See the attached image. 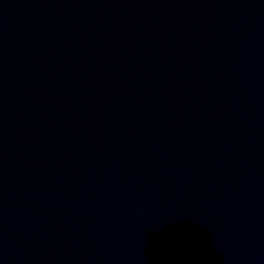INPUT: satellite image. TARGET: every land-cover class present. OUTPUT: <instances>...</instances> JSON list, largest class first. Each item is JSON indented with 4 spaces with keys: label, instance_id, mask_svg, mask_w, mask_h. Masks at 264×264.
<instances>
[{
    "label": "water",
    "instance_id": "obj_1",
    "mask_svg": "<svg viewBox=\"0 0 264 264\" xmlns=\"http://www.w3.org/2000/svg\"><path fill=\"white\" fill-rule=\"evenodd\" d=\"M0 264H264V0H0Z\"/></svg>",
    "mask_w": 264,
    "mask_h": 264
}]
</instances>
